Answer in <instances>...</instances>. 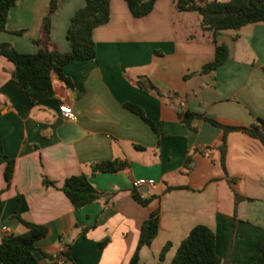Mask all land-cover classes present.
<instances>
[{
	"label": "crops",
	"instance_id": "crops-1",
	"mask_svg": "<svg viewBox=\"0 0 264 264\" xmlns=\"http://www.w3.org/2000/svg\"><path fill=\"white\" fill-rule=\"evenodd\" d=\"M84 3L58 0L49 35L59 52L69 51V21ZM48 7L49 0H17L0 43L35 53ZM109 11V22L93 31L95 58L65 67L72 89L53 76L51 98L32 102L13 78V65L0 56V140L14 161L9 185L0 164V241L25 233L22 220L47 227L35 243L37 264H129L141 225L156 212L158 231L140 248L141 264H170L197 225L214 233L216 254L227 264H252L264 246V148L228 133L224 173L218 162L223 131L201 119L186 122L183 114L226 126L264 121V23L213 35L201 29L196 13L177 12L172 0H155L140 19L122 0H110ZM213 39L227 57L202 74L214 59ZM125 104L141 108L152 126ZM61 105L74 120L60 115ZM200 147H209L210 156ZM115 160L128 166L92 173L93 165ZM80 174L100 197L75 210L61 188ZM134 180L154 183L140 191L146 206L132 197L139 194ZM69 246L71 263L56 259Z\"/></svg>",
	"mask_w": 264,
	"mask_h": 264
},
{
	"label": "trees",
	"instance_id": "trees-1",
	"mask_svg": "<svg viewBox=\"0 0 264 264\" xmlns=\"http://www.w3.org/2000/svg\"><path fill=\"white\" fill-rule=\"evenodd\" d=\"M130 16L140 19L148 16L154 8L155 0H122ZM17 0H0V32H6V23L10 9ZM179 13H196L200 18V27L213 35L223 31H237L243 26L264 23V0H172ZM58 0H49L48 12L41 24L40 36L33 41L37 50L33 54L17 52L10 44L0 43V56L7 59L14 67L12 76L23 91L34 102L40 98L54 96L52 77L55 76L67 88L72 89L70 79L64 74L66 66L73 62L91 61L96 56L93 31L106 25L110 20V0H85L84 5L77 9L69 21L66 31V40L69 51L59 52L50 39L51 16L57 9ZM20 33V32H18ZM17 33V34H18ZM215 46L213 61L202 66L200 73L205 74L215 70L227 57V49L223 45ZM143 89V83L137 82ZM124 108L139 116L144 122L152 126L145 117L141 108L125 104ZM201 119L223 131V138L218 146L219 165L225 173L226 135L230 132H239L253 139L264 148V121L257 119L247 127L226 126L217 121L195 113L183 114V119ZM0 164H5L4 179L6 185L12 177L14 161L8 159L0 140ZM128 166L125 161H105L92 166V173H113ZM232 181V180H231ZM44 185L53 186L52 182L43 180ZM61 191L75 210L82 209L97 201L100 192L90 183L84 174L70 176L65 179ZM134 201L146 206L148 200L141 199L139 194L133 192ZM240 198L234 195V202ZM27 229L21 235H6L0 241V264H37L33 255L35 243L47 234V227L35 225L21 220ZM88 229H83L79 238H83ZM158 231V215L150 214L141 225L140 236L135 252L129 264H141L138 252L141 247L148 246ZM101 243L100 245H103ZM68 247L66 251L57 254L56 259H63L71 263ZM72 264V263H71ZM170 264H227L215 251V235L206 226L197 225L191 229L187 237L180 243ZM252 264H264V246Z\"/></svg>",
	"mask_w": 264,
	"mask_h": 264
},
{
	"label": "built area",
	"instance_id": "built-area-1",
	"mask_svg": "<svg viewBox=\"0 0 264 264\" xmlns=\"http://www.w3.org/2000/svg\"><path fill=\"white\" fill-rule=\"evenodd\" d=\"M58 111L60 113V115L66 119V120H74V116L71 112V110L69 109V107L67 105H61L58 108ZM200 152L202 155H204L205 157H209L210 156V148L209 147H200L199 148ZM132 186L135 190L139 191V196L142 199L143 195L141 194V190L142 189H148V188H153L154 187V183L152 181H146V180H134L132 183ZM63 260V259H62Z\"/></svg>",
	"mask_w": 264,
	"mask_h": 264
},
{
	"label": "rangeland",
	"instance_id": "rangeland-1",
	"mask_svg": "<svg viewBox=\"0 0 264 264\" xmlns=\"http://www.w3.org/2000/svg\"><path fill=\"white\" fill-rule=\"evenodd\" d=\"M217 1H219V2H226V1H228V0H217ZM174 22H175V26H176L177 28L180 29V27H179V23H178L177 21H175V20H174ZM191 33H192V34L194 33V29H191Z\"/></svg>",
	"mask_w": 264,
	"mask_h": 264
}]
</instances>
